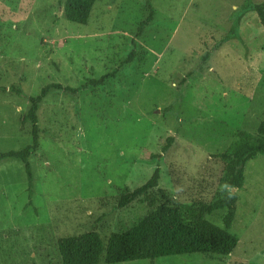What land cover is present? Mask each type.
I'll use <instances>...</instances> for the list:
<instances>
[{
	"label": "rangeland",
	"instance_id": "rangeland-1",
	"mask_svg": "<svg viewBox=\"0 0 264 264\" xmlns=\"http://www.w3.org/2000/svg\"><path fill=\"white\" fill-rule=\"evenodd\" d=\"M64 1L0 0V151L32 142L19 119L28 96L52 82L78 88L51 90L39 106L30 196L22 161H0V264H62L59 237L96 230L106 241L161 191L194 223L197 204L227 188L217 153L264 118V27L242 7L261 0H96L86 23L66 18ZM157 167L158 185L118 207L123 186ZM236 194L229 254L112 264H264V153L245 164ZM224 213L206 218L223 226Z\"/></svg>",
	"mask_w": 264,
	"mask_h": 264
},
{
	"label": "trees",
	"instance_id": "trees-1",
	"mask_svg": "<svg viewBox=\"0 0 264 264\" xmlns=\"http://www.w3.org/2000/svg\"><path fill=\"white\" fill-rule=\"evenodd\" d=\"M95 1L65 0L63 4L64 16L73 22L86 23ZM242 7L244 10H255L264 27V0L246 3ZM151 18L152 14L150 13L141 23L139 29ZM226 37L227 35L223 39ZM128 60L127 58L124 62ZM116 73V69H113L98 78L89 79L86 84L102 85L107 79L115 77ZM10 89L22 95L20 87L10 86ZM51 90L75 92L78 88L52 82L43 86L38 94L28 96L30 105L19 119L21 122H30L32 142L20 149L0 151V161L9 158H17L22 161L28 178L29 196L33 193V171L29 156L38 148L37 111ZM168 140L171 141L172 137ZM165 148L166 146H164ZM261 153H264V118L259 121L255 134L241 130L238 132V139L232 141L225 151L217 153L224 163V174L221 180L227 188L223 189L214 201H200L197 204L198 212L194 223H186L178 207L173 203L172 197L161 191V202L153 210L128 229L111 232L106 241L96 230L59 237L57 247L62 264H97L100 261L112 264L138 259H149L153 262L160 256L192 252L229 254L237 243V236L229 230L237 208L236 189L243 184L245 164ZM159 179L160 171L157 167L141 185L135 188L123 186L117 197V206H126L148 190L155 188ZM219 209L225 210L222 217L223 226L206 218V214Z\"/></svg>",
	"mask_w": 264,
	"mask_h": 264
},
{
	"label": "built area",
	"instance_id": "built-area-1",
	"mask_svg": "<svg viewBox=\"0 0 264 264\" xmlns=\"http://www.w3.org/2000/svg\"><path fill=\"white\" fill-rule=\"evenodd\" d=\"M51 42H53V41H51Z\"/></svg>",
	"mask_w": 264,
	"mask_h": 264
}]
</instances>
